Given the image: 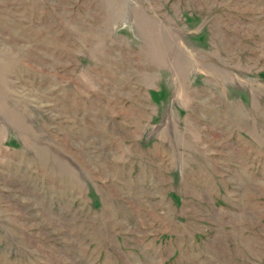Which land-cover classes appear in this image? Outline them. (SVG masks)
<instances>
[{
	"label": "rangeland",
	"instance_id": "obj_1",
	"mask_svg": "<svg viewBox=\"0 0 264 264\" xmlns=\"http://www.w3.org/2000/svg\"><path fill=\"white\" fill-rule=\"evenodd\" d=\"M0 264H264V0H0Z\"/></svg>",
	"mask_w": 264,
	"mask_h": 264
}]
</instances>
